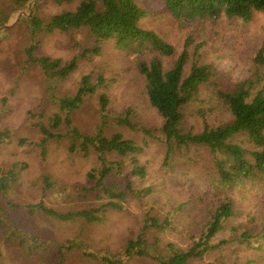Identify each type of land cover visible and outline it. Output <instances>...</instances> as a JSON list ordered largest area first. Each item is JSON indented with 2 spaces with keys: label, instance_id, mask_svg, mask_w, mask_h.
I'll return each instance as SVG.
<instances>
[{
  "label": "rangeland",
  "instance_id": "obj_1",
  "mask_svg": "<svg viewBox=\"0 0 264 264\" xmlns=\"http://www.w3.org/2000/svg\"><path fill=\"white\" fill-rule=\"evenodd\" d=\"M138 1L148 11L141 24L154 29L177 50L187 34L193 37L190 50L195 42H203L198 60L215 66L213 79L218 87L226 90L251 76L253 57L264 29L263 11H255L249 20L221 16L179 23L162 8L160 0ZM35 5L32 0H0V131L7 133V137L0 136V264H159L154 256L159 251L155 236L160 238V244L174 240L182 246L188 236L175 228L156 231L149 227L144 234L147 252H133L124 257L127 240L135 239L142 229L144 209L149 205L163 213L168 208L174 210L189 196L176 185L201 191L204 182L181 177L163 166V147L158 140L150 138L144 150L137 154L147 174L131 178L135 187L151 189L141 195L130 193L120 202V207L102 206L107 199L98 197L100 192L91 188L96 180L90 176L92 170L97 173L99 158L94 152L83 155L77 146L69 148L71 134L65 133L64 122L49 124L50 113L59 111V99L75 92L84 73H102L104 82L71 111L72 122L81 132H92L99 121L102 93L109 97L108 108L113 112L131 106L136 120L151 127L159 126L162 118L148 103L144 77L135 65V56L115 47L112 40L104 44L98 55L87 57L81 56V52L91 43L81 32L55 30L40 36L34 55L77 57L78 66L63 79L45 76L37 63L27 60L26 47L33 41L25 18L28 9L33 6L34 12L47 20L66 6L53 0H38ZM169 63L164 58L165 67ZM213 91L212 84L201 88L199 101L188 110L186 127L201 129L198 109L212 124L230 117L226 104ZM43 128L62 135L44 140ZM119 129L126 136L140 137V133L124 126ZM233 191L239 213L220 234L239 222L252 232L258 231L264 221L262 190L246 185ZM85 212L99 219H88ZM177 212L170 217L174 224L194 220L191 230L197 233L203 212L185 206ZM248 253L242 247L214 251L193 259L191 264L233 261L264 264V251Z\"/></svg>",
  "mask_w": 264,
  "mask_h": 264
},
{
  "label": "trees",
  "instance_id": "obj_2",
  "mask_svg": "<svg viewBox=\"0 0 264 264\" xmlns=\"http://www.w3.org/2000/svg\"><path fill=\"white\" fill-rule=\"evenodd\" d=\"M53 1L66 6L49 19L44 20L34 12L33 6L25 15L33 40L26 47L27 60L37 63L45 76L63 79L78 66L77 57L63 59L48 54L34 55L40 36L55 30L81 32L91 43L81 52V56L87 57L98 55L104 44L112 40L115 47L135 56V65L144 77L148 103L162 118L159 126L151 127L136 120L131 106H126L122 112H113L108 108L109 97L102 93L99 121L92 132H81L72 122L71 111L104 82L106 78L102 73H84L75 92L59 99V111L50 113L49 124L55 126L64 122L65 133L71 134L69 148L77 146L83 155L94 152L99 158L97 173L92 170L90 176L96 180L91 188L100 192L98 197L107 199L102 206L120 207V202L125 201L130 193L135 196L149 190L150 186L135 187L131 176H146V166L140 163L137 154L144 150L150 138L158 140L163 147V166L180 173L181 177L190 176L204 182L201 191L176 185L178 190L189 195L175 207L178 210L168 208L163 213L147 205L142 229L135 239L127 240L124 257L133 252H147L144 234L149 227L156 228V231L175 228L181 235L188 236L185 246L174 240L160 244V238L155 236L159 251H155L154 256L159 264H191L193 259L203 258L205 254L226 252L235 247H242L250 254L264 251V221L256 232L239 222L232 223L224 234H220L227 228L228 221L239 213L233 199L234 189L242 190L246 185L261 189L260 198L264 202V29L253 57L251 76L225 90L213 79L215 66L198 60L203 42H195L190 50L193 37L187 34L181 49L177 50L172 42L141 24L148 11L138 0ZM160 3L179 23L221 16L249 20L255 11L264 13V0H160ZM35 4L38 0H32V5ZM191 51L193 58L190 60ZM164 58L170 62L168 67L164 65ZM206 84H212L213 92L226 104L230 117L212 124L198 109L201 129L194 130L185 125L188 110L199 101L201 88ZM121 126L140 133V137L126 136L119 129ZM43 131L44 140L62 135L44 128ZM0 136L7 137V133L0 131ZM181 187L184 188L181 190ZM184 206L203 212L197 233L191 230L196 223L194 220L174 224L170 218ZM85 215L88 219H99L91 213L85 212Z\"/></svg>",
  "mask_w": 264,
  "mask_h": 264
}]
</instances>
